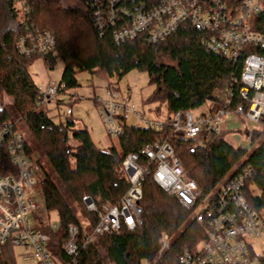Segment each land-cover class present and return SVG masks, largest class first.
Instances as JSON below:
<instances>
[{
    "label": "trees",
    "instance_id": "trees-1",
    "mask_svg": "<svg viewBox=\"0 0 264 264\" xmlns=\"http://www.w3.org/2000/svg\"><path fill=\"white\" fill-rule=\"evenodd\" d=\"M29 9L26 22L19 23L12 0H0V94L11 103L13 112L22 120L43 160L61 186L78 204L82 219L98 224V214L116 208L130 189L123 163L130 155L139 157L145 173L141 183L143 211L142 229L129 232L122 228L118 234L99 239L102 253L85 247L82 231L77 235L78 264H180L188 253L199 260L200 244L205 240V225H198L194 214L198 207L208 206L204 220L221 215L220 197L235 180L242 178V195L254 213L264 211V131L253 130L246 149H235L225 141L226 133L212 134L204 147L173 134V118L199 111L207 103H218L217 95L226 90L230 111L248 105L240 97L245 59L255 55L264 60V48L246 47L236 58H226L210 51L206 43L218 38L213 31L200 30L190 23L179 25L166 39L151 44L146 35L120 41L117 33L129 28L132 17L142 9L147 13L156 6L151 0H121L112 25L102 32L96 28L93 8L87 0H24ZM106 3V0H101ZM261 13L252 22L253 31L264 34V0ZM49 34L54 40L50 55L27 58L20 53L19 41ZM27 37H29L27 39ZM30 39V40H29ZM37 58L44 60L48 71L60 62L63 72L60 95L80 88L78 76L88 74L116 91L115 84L130 73L145 74L151 95L145 104L155 105V112L164 108L167 121L158 131L129 126L119 118L121 133L106 153L92 141L85 128L77 130L67 116L58 124L39 111L41 99L29 67ZM115 80V83L111 82ZM7 117L0 110V134ZM157 142L167 143L179 160L184 177L194 182L200 198L195 208L187 210L174 197L163 193L154 183L155 168L140 156L143 149ZM246 172V173H245ZM246 175H250L246 177ZM16 176L6 148H0V179ZM45 213L56 212L59 229L46 230L48 250L52 260L72 264L64 248L69 240L68 228L78 227V216L69 209L48 181L39 183ZM90 199L97 213H88L82 199ZM233 210L232 205H228ZM227 206V207H228ZM166 235L168 248L162 251L160 242ZM12 244L0 248V264H17Z\"/></svg>",
    "mask_w": 264,
    "mask_h": 264
},
{
    "label": "built area",
    "instance_id": "built-area-1",
    "mask_svg": "<svg viewBox=\"0 0 264 264\" xmlns=\"http://www.w3.org/2000/svg\"><path fill=\"white\" fill-rule=\"evenodd\" d=\"M156 1L146 13L144 9L137 12L131 19L129 28L117 33L116 39L131 41L140 35H146L151 44L168 38L179 25L190 23L192 26L217 33L218 38H211L207 47L215 54L232 59L246 47L264 48V34L253 31L252 22L261 13V0H151ZM93 8L94 22L99 32L114 23L116 8L121 0H87ZM19 23L26 22L29 9L24 0H12ZM29 37H27L28 39ZM30 40V39H29ZM20 53L27 58L50 55L54 49L51 35L38 36L27 44L21 39L18 44ZM241 83L244 89L240 97L248 105L236 107L233 112L238 119H244L254 125V130L264 131V60L258 56H248L243 65ZM63 85L49 82L45 91H38L41 105L60 95ZM226 91V90H224ZM228 92L224 100H218L210 114L193 119L191 114H180L173 118V134L177 138L198 143L196 147H204L212 134L229 132L226 118L229 102ZM82 100V99H79ZM130 97H123L117 91H107V99L99 100V115L105 134L108 138H117L121 133L118 120L134 118L146 129L158 131L162 124L140 120L135 107L129 103ZM0 110L7 117V123L0 134V148L5 147L16 176L0 179V248L8 243L16 250L21 249L19 258H32L36 264H60L52 260L48 250L49 236L46 230L56 232L57 224H44L36 212L40 208L33 194L41 197L39 183L48 181L58 196L68 203L69 209L78 216V227L68 228L69 240L64 248L72 264L77 263V235L82 231L85 247H91L97 254L102 250L99 239L107 234H118L122 228L129 232L142 229L143 211L141 183L145 170L138 163L137 155H130L123 163L130 189L120 202L112 209H104L101 214L93 202L82 199V207L88 213L98 214V224L93 227L91 222L80 217L78 204L65 192L48 163L43 160L39 151L32 143L31 137L24 129L22 120L13 112L0 94ZM71 111H67V116ZM140 156L155 168L153 181L166 195L174 197L187 210L196 207L200 192L194 182L184 177L182 166L174 156L170 146L157 142L142 150ZM246 173V172H245ZM250 175H246L249 177ZM245 180V179H244ZM244 180L239 178L223 190L220 197L221 215L208 219V206L202 205L195 211L194 218L198 225H205V240L200 244L198 254L201 259L194 260L185 253L180 264H264V254L255 253L253 240L264 238V211L252 212L242 195ZM233 210H229L228 205ZM228 206V207H227ZM211 217V216H209ZM168 238L162 236L161 252L168 248ZM26 260V259H24ZM110 264V263H108ZM142 264H148L143 261Z\"/></svg>",
    "mask_w": 264,
    "mask_h": 264
},
{
    "label": "rangeland",
    "instance_id": "rangeland-1",
    "mask_svg": "<svg viewBox=\"0 0 264 264\" xmlns=\"http://www.w3.org/2000/svg\"><path fill=\"white\" fill-rule=\"evenodd\" d=\"M62 72L63 67L60 62H57L52 71H48L44 60L41 58H37L29 67V73L40 91H45L49 82L59 84ZM78 82L80 85L79 89L57 96L49 104L42 105L39 111L45 113L56 124L64 122L67 118V111H72L73 115L69 118L75 123V128L77 130H83L85 128L89 130L93 143L102 152L106 153L111 147H117L116 138H108L106 136L99 117V100L105 101L107 99V84L88 74L78 76ZM111 82L115 83V80ZM115 88L119 90L121 96L130 97L129 103L135 107V113L140 120L153 121L159 124H164L167 121L164 108H161L159 112H155V105L145 104L152 92V88L148 86V80L145 74L130 73L123 80L116 83ZM220 93L224 95L225 91ZM5 101L11 105L8 100L5 99ZM213 106V103H207L199 111L191 113V116L193 119H196L199 115L207 114ZM228 112L227 127L230 131L226 132L225 141L235 149L247 148V134L249 131L252 132L254 130V125L244 119L236 118L230 110ZM127 123L129 126L143 127L142 123L132 117L128 119ZM98 136L100 139H98ZM197 144L195 143V146ZM32 197L40 207L36 212L40 220L44 224H57V213H45L40 195L33 194ZM252 246L256 254H264V238L253 240ZM17 253L21 254V249L17 250ZM24 259L17 258V264H36L30 257Z\"/></svg>",
    "mask_w": 264,
    "mask_h": 264
},
{
    "label": "crops",
    "instance_id": "crops-1",
    "mask_svg": "<svg viewBox=\"0 0 264 264\" xmlns=\"http://www.w3.org/2000/svg\"><path fill=\"white\" fill-rule=\"evenodd\" d=\"M116 91L119 93V90L116 88ZM225 93H226V91H225ZM224 98H225V94L224 95H222L221 93L219 94V95H217V99L219 100V102L220 101H222V100H224ZM82 105V104H81ZM83 106V105H82ZM216 105L214 104V106L209 110V112L207 113V114H202V115H199L197 118H200V117H202V116H206V115H208V114H210V112H212V110L214 109V107H215ZM81 107V106H80ZM73 115V112L71 111V115L69 116V117H71ZM99 117H100V115H99ZM229 118V116L226 118V122H227V119ZM128 122V121H127ZM149 122H153V121H149ZM128 124V123H127ZM89 131V130H88ZM248 133H250V131L248 132ZM98 139H100L99 138V136H98ZM237 149H239V148H237ZM243 149H246V148H243ZM18 255H20L19 253H17V256ZM19 258V257H18Z\"/></svg>",
    "mask_w": 264,
    "mask_h": 264
},
{
    "label": "water",
    "instance_id": "water-1",
    "mask_svg": "<svg viewBox=\"0 0 264 264\" xmlns=\"http://www.w3.org/2000/svg\"><path fill=\"white\" fill-rule=\"evenodd\" d=\"M248 138H249V133L247 134V140H248Z\"/></svg>",
    "mask_w": 264,
    "mask_h": 264
}]
</instances>
